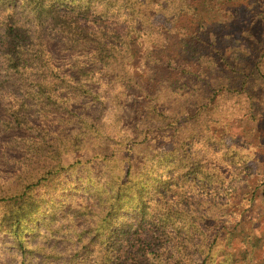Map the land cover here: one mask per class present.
Here are the masks:
<instances>
[{"label": "trees", "instance_id": "16d2710c", "mask_svg": "<svg viewBox=\"0 0 264 264\" xmlns=\"http://www.w3.org/2000/svg\"><path fill=\"white\" fill-rule=\"evenodd\" d=\"M134 1L0 0V146L19 165L27 162L16 187L0 195V247L11 249V264H246L258 246L260 237L248 233L234 251L221 248L237 236L238 222L211 223L207 210L191 209L192 202L209 204L210 190L225 191V178L203 157L191 156L185 146L192 136L180 134L192 122L208 121L217 127L209 129L214 142L237 103L259 116L264 0H170L180 2L177 18L153 25L155 40L148 44ZM227 12L246 17L240 36L228 30ZM104 87L134 99L132 108L145 121L142 138H120L110 148L103 123L89 110ZM157 90L186 100L166 109ZM140 146L159 152L146 150L136 160ZM70 154L76 159L67 162ZM83 154L103 179L95 207L67 199L79 188L66 178ZM238 154L229 149L222 156L230 175ZM61 189L69 193L56 200ZM69 215L76 217L71 224L52 227ZM62 235L72 241L66 253L53 244Z\"/></svg>", "mask_w": 264, "mask_h": 264}, {"label": "rangeland", "instance_id": "374dc122", "mask_svg": "<svg viewBox=\"0 0 264 264\" xmlns=\"http://www.w3.org/2000/svg\"><path fill=\"white\" fill-rule=\"evenodd\" d=\"M158 1L160 6L157 9L147 8L142 0H135L133 3V7L143 16L142 22H144V26L147 29L143 34L145 44L155 40L152 30H150L153 25H168L177 18L180 2ZM260 8L264 9V5H261ZM223 15L228 30L234 35L240 36L241 30L247 26L246 17L233 18L229 12ZM239 45L240 49L244 50L245 43L240 38ZM116 91L113 87L107 89L104 87L101 90L100 103L89 108V110H92V114L98 116L103 123L109 138L110 148H113L115 142L120 138L127 137L139 140L143 136V132H141L140 137H138L139 130L145 126L144 117L141 118L132 108L136 104L134 99L122 94L116 96ZM160 92L157 90L154 95L157 98L162 96L161 98L166 101V106H168L166 109L174 110L172 103L177 105L178 102H185L186 100V96L172 94L169 90H160ZM7 94H4L5 101L9 100ZM227 104H232V102L228 101ZM233 105L235 113L230 116L229 120L225 121L222 119L221 122L225 123V125L218 127V130L216 129L218 132L215 134L216 139L214 142H211L214 138L209 129L214 130L217 128L212 125L215 123L200 120L199 122H192L181 130L180 136L182 140L188 134L192 136L191 140L188 141L190 142V147L187 148L185 146V149H190L191 156L203 157L216 166L225 178V191L223 190L220 195H216L214 191L210 190L208 193L210 197L209 204L205 205V203L201 202L197 206L196 203L192 202L191 209L197 210L198 213L207 210L211 216L208 222L211 223L218 220L225 222L226 226H230L238 222L235 231L237 236H232L229 244H225V241H223V244L220 245L223 249L227 246L228 250L234 251L236 247L242 246L238 242H240L241 236L249 235L248 233L260 237L258 246H255L254 252L251 254V260L247 261L246 264H264V105L258 106L259 116L257 118L250 117L249 112H247V110H250L248 107L246 108L239 103ZM170 147L171 145L168 142L161 148L167 150ZM151 149L159 152L156 146H152L150 149L140 146L136 149L133 157L136 160H142L147 154L146 150L152 152ZM229 149H236L239 152L237 156H241L237 160L238 165L234 166L235 175H230L229 171L233 170V168L226 166L222 157ZM17 151L19 153V150ZM86 158V154L80 156L81 163H78L74 168L76 170L66 178L69 183L68 186L73 183L79 188L67 198L71 206H74L75 203H82L95 207L94 191L103 183L102 178L98 179L100 176L98 164L95 161L86 160ZM75 159L76 156L70 154L66 161L69 162ZM243 160L246 161V166L240 169L239 165L242 164ZM26 163L19 165L14 159V154L9 149H4L0 146V195H4L16 187L20 179L24 177L20 170ZM86 169L89 174L94 175V180L86 177ZM165 170V166L157 168L155 175L164 173ZM93 181L96 183L95 186L92 184ZM68 193V190L61 189V192L57 191V194H60L61 197H55V199L63 198ZM218 203H226V207L223 209ZM2 210L3 207L0 204V214ZM71 218L76 219L74 215L63 216L52 227L69 225L72 221ZM69 237V235H62L57 240H54L53 244L56 245L59 252L66 253L70 250L72 241L68 239ZM150 243L152 245L151 248L158 246L157 239L150 241ZM12 257L11 249L0 247V264H11ZM238 264L243 263L239 262Z\"/></svg>", "mask_w": 264, "mask_h": 264}]
</instances>
